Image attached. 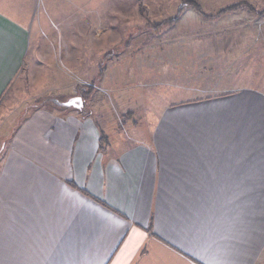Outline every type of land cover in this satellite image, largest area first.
<instances>
[{
  "label": "crops",
  "instance_id": "obj_1",
  "mask_svg": "<svg viewBox=\"0 0 264 264\" xmlns=\"http://www.w3.org/2000/svg\"><path fill=\"white\" fill-rule=\"evenodd\" d=\"M103 2L0 0V107L37 36L86 34ZM72 98L0 127V264H264V88L174 98L114 140Z\"/></svg>",
  "mask_w": 264,
  "mask_h": 264
},
{
  "label": "rangeland",
  "instance_id": "obj_2",
  "mask_svg": "<svg viewBox=\"0 0 264 264\" xmlns=\"http://www.w3.org/2000/svg\"><path fill=\"white\" fill-rule=\"evenodd\" d=\"M185 1L104 0L100 17H89L86 34L37 36L2 100L0 127L33 101L53 105L51 99L82 96L95 116L97 107L106 114L114 140L145 131L149 111L174 98L264 88V16L248 8L217 16L239 1L261 11L264 0H195L209 18ZM180 7L178 20L169 21Z\"/></svg>",
  "mask_w": 264,
  "mask_h": 264
},
{
  "label": "trees",
  "instance_id": "obj_3",
  "mask_svg": "<svg viewBox=\"0 0 264 264\" xmlns=\"http://www.w3.org/2000/svg\"><path fill=\"white\" fill-rule=\"evenodd\" d=\"M183 4L186 7H190L194 11L199 12L202 16H204V18L211 17L210 15L204 13L200 3H198L195 0H186L185 2H183ZM247 8H248L249 12L254 13L257 17H263L264 16V9L257 12V11H255V8L247 1H245V2L244 1H239V2H236V3L230 4L228 6H225L224 8L219 10L217 16H223L226 13L238 12L239 10L247 9ZM183 9L184 8L180 7L179 10H178V14L174 18H170L169 21L176 22L178 20V17H180V15L182 14ZM103 143H106V137L105 136H103L102 139H101V145Z\"/></svg>",
  "mask_w": 264,
  "mask_h": 264
},
{
  "label": "water",
  "instance_id": "obj_4",
  "mask_svg": "<svg viewBox=\"0 0 264 264\" xmlns=\"http://www.w3.org/2000/svg\"><path fill=\"white\" fill-rule=\"evenodd\" d=\"M77 99L79 100L80 98L77 97ZM74 100H75V98H70L69 100H67V102H69V103L72 102L73 103Z\"/></svg>",
  "mask_w": 264,
  "mask_h": 264
}]
</instances>
